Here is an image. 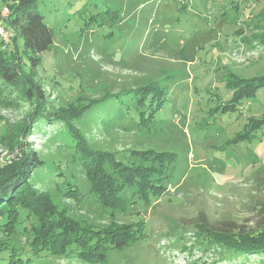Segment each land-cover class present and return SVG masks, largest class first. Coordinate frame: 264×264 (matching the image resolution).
I'll return each instance as SVG.
<instances>
[{"label":"rangeland","instance_id":"obj_1","mask_svg":"<svg viewBox=\"0 0 264 264\" xmlns=\"http://www.w3.org/2000/svg\"><path fill=\"white\" fill-rule=\"evenodd\" d=\"M84 1L87 14L120 7L122 18L82 31V19L70 9ZM52 8L55 42L37 69L50 98L59 106L131 90L124 105L109 99L73 125L92 148L122 160L133 149L171 151L176 166L152 206L108 215L95 207L84 168L66 146L68 129L59 121L40 122L25 139L45 163L32 176L35 186L95 226L145 221L143 238L113 250L106 264H264V251L236 252L194 234L195 224L205 220L216 229L248 231L264 223V135L249 132L256 104H236L227 83L233 72L264 73V45L251 41L264 33L258 29L264 0H59ZM151 83L157 86L153 94L165 91L158 94L164 102L154 116H140L147 106L134 91ZM0 89L1 138L33 110V101L2 79ZM19 154L0 144V158ZM65 181L78 184V199L56 189ZM73 257H43L33 264H90Z\"/></svg>","mask_w":264,"mask_h":264},{"label":"trees","instance_id":"obj_2","mask_svg":"<svg viewBox=\"0 0 264 264\" xmlns=\"http://www.w3.org/2000/svg\"><path fill=\"white\" fill-rule=\"evenodd\" d=\"M58 1L0 0V13L8 8L5 25L13 33L8 42L0 38V79L33 101V110L11 124L8 134L0 138V144L10 153L20 151L19 155L0 158V264H33L36 259L49 256H76L85 263L106 264L113 250L132 245L145 235L143 219L95 226L76 219L68 209L60 207L49 191L35 186L32 176L45 164L38 152L25 143L35 123L59 121L68 129L71 138L66 146L73 149L75 161L84 168L95 207L108 215L125 214L135 206H152L162 196L165 182L176 166V157L171 151L133 149L122 160L113 152L92 148L84 133L73 125L75 119L94 105L110 100L124 105L123 96L131 90L105 94L86 102L76 98L59 106L54 103L55 98H50L37 69L44 61L43 55L52 50L55 42L52 6ZM87 5L85 2L80 8L70 9L71 14L82 19V31H92L106 24L117 25L123 15L120 7L87 14ZM48 8L52 9L44 11ZM258 27L264 29L263 24ZM254 36L251 41L258 40L264 45V33ZM227 83L235 89L236 104H256L249 132H254L255 137L259 132L264 135V94L260 95V90L264 89V73L243 77L233 72ZM155 88L157 86L151 83L134 91L141 95L137 98L139 104L147 106V111H138L140 116L145 113L152 117L162 107L164 97L158 94L164 95L165 91L159 89L153 94ZM56 189L64 198L80 196L78 184L70 181L64 182L63 189L59 185ZM194 234L200 242L220 243L236 252L264 251V223L259 230L248 231L231 227L216 229L205 220L195 224ZM22 238L25 240L21 241Z\"/></svg>","mask_w":264,"mask_h":264},{"label":"built area","instance_id":"obj_3","mask_svg":"<svg viewBox=\"0 0 264 264\" xmlns=\"http://www.w3.org/2000/svg\"><path fill=\"white\" fill-rule=\"evenodd\" d=\"M9 14L8 8H3L0 13V38L4 42L10 41L11 37L13 36V33L10 29L7 28L5 25V19Z\"/></svg>","mask_w":264,"mask_h":264}]
</instances>
